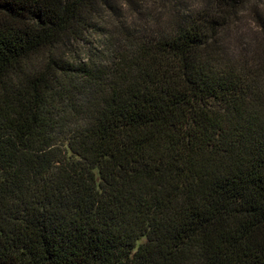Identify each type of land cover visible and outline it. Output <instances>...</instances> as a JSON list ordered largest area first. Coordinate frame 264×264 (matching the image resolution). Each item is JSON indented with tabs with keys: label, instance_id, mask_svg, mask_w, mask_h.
<instances>
[{
	"label": "trees",
	"instance_id": "1",
	"mask_svg": "<svg viewBox=\"0 0 264 264\" xmlns=\"http://www.w3.org/2000/svg\"><path fill=\"white\" fill-rule=\"evenodd\" d=\"M0 264H264V0H0Z\"/></svg>",
	"mask_w": 264,
	"mask_h": 264
},
{
	"label": "rangeland",
	"instance_id": "2",
	"mask_svg": "<svg viewBox=\"0 0 264 264\" xmlns=\"http://www.w3.org/2000/svg\"><path fill=\"white\" fill-rule=\"evenodd\" d=\"M119 2H123V0H118ZM137 2H159V0H135ZM187 2H197V0H186Z\"/></svg>",
	"mask_w": 264,
	"mask_h": 264
}]
</instances>
